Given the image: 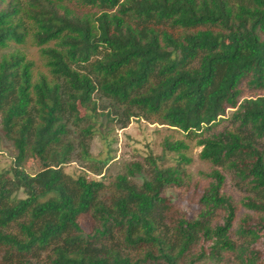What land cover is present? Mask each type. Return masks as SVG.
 I'll return each mask as SVG.
<instances>
[{
  "label": "trees",
  "instance_id": "1",
  "mask_svg": "<svg viewBox=\"0 0 264 264\" xmlns=\"http://www.w3.org/2000/svg\"><path fill=\"white\" fill-rule=\"evenodd\" d=\"M28 41L51 77L2 52ZM261 91L264 0H0V115L15 149L0 170V264H264ZM111 113L197 140L207 183L187 173V140L167 138L106 184L112 155L88 142ZM76 147L88 168L73 176ZM193 187L187 219L168 190Z\"/></svg>",
  "mask_w": 264,
  "mask_h": 264
},
{
  "label": "rangeland",
  "instance_id": "2",
  "mask_svg": "<svg viewBox=\"0 0 264 264\" xmlns=\"http://www.w3.org/2000/svg\"><path fill=\"white\" fill-rule=\"evenodd\" d=\"M167 28H170L168 25H165ZM226 43V42H225ZM19 49L27 55L29 59H32L35 62V77H38L39 72H44L51 77V74L47 68L43 65V60L40 57L39 49L33 46L30 41L27 44L16 45L15 43L11 44L6 49H3L4 52H9L11 50ZM264 91H261L260 94H263ZM256 91L245 88V96L256 95ZM95 100L100 108V112L104 111L102 108L108 105V101L105 98H102L99 93L95 94ZM80 114L83 116L85 111L80 107ZM100 121L103 122L101 126L98 127L102 132H104L105 137L101 135L102 132L95 133L89 139V150L90 153L97 158H105L109 154L112 155V159L109 161L106 168V176L103 179L106 184L114 180L115 177L120 173L126 172V166L132 162H141L147 163L146 159L149 155L161 156L164 153V141L167 138L171 140L185 139L190 145V149L186 151V154L191 158V162L187 165V173L192 180V183L200 182L201 185L207 183L206 173L210 172V164L203 161L200 157V152L202 146L197 143V140H189L186 136L176 130L170 129L167 126L160 125L158 123H153L147 121L140 117H134L131 119L130 123L126 127H122L119 119L111 113L108 117L99 115ZM226 127V123L218 126L217 130H223ZM76 146L78 141L73 138ZM78 147L74 152L73 160L66 165V172L76 176L77 174L83 172L82 169H87L84 162L80 159ZM15 156V149L13 146L12 140L6 137L3 127L2 119L0 115V170L5 171L12 164L13 158ZM166 165L176 164V161L171 158H168L164 162ZM26 167L29 171L34 172L38 165L34 160L27 162ZM148 165L146 166V170ZM88 175L93 178L91 172ZM139 182V180H138ZM193 184V185H194ZM193 189L188 190L187 192L183 191L179 193L178 190L170 188L168 194L173 197L177 207L185 213L187 219H193L196 213L198 212V192ZM227 192L234 195L236 199L241 197V193L233 185V182L229 178L227 181ZM105 195H109L107 191ZM244 210V209H243ZM243 210L239 213L240 216L243 213ZM91 219L90 216H88ZM168 223L171 225V221L168 220ZM34 261L41 262L46 260V254L43 253L42 257L39 259L35 256L32 257ZM1 260V258H0ZM11 264V263H10Z\"/></svg>",
  "mask_w": 264,
  "mask_h": 264
}]
</instances>
